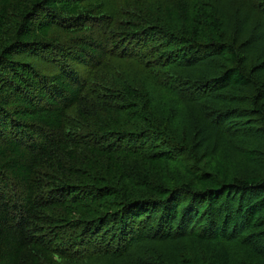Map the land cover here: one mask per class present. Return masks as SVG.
Here are the masks:
<instances>
[{"label": "trees", "instance_id": "obj_1", "mask_svg": "<svg viewBox=\"0 0 264 264\" xmlns=\"http://www.w3.org/2000/svg\"><path fill=\"white\" fill-rule=\"evenodd\" d=\"M112 1L0 0V264L178 237L179 264H264V144L220 126L246 106L264 132L263 54L242 66L203 0ZM209 59L211 77L172 73Z\"/></svg>", "mask_w": 264, "mask_h": 264}, {"label": "rangeland", "instance_id": "obj_2", "mask_svg": "<svg viewBox=\"0 0 264 264\" xmlns=\"http://www.w3.org/2000/svg\"><path fill=\"white\" fill-rule=\"evenodd\" d=\"M107 1H109L110 6L117 4L112 0ZM203 1L212 4L218 9L225 23L226 38L230 44L236 46L242 66L244 65L245 67V64L251 63L252 59L259 53L263 54L257 58V61L251 67H253V71H262V75L256 78L257 81L264 80V22L262 21L264 18V0ZM222 65H224L223 62L218 59H209L204 64L190 69H185L177 64H173L171 69L172 73L178 75V78L190 80L211 77L218 73ZM129 69L133 68L129 66ZM171 81L168 80L167 83L169 84ZM173 86L174 84L172 83L170 87ZM245 90L249 91V89ZM245 90H242L244 98ZM224 94L206 97V100L212 103L209 110H213L216 107L220 110V108L225 107L226 104L223 102L228 100ZM245 110L246 106H239L237 113L236 110H232L234 114H231V117L226 116L227 118L221 119L222 121L224 120V123L220 126L225 127V132L235 142L234 144L238 149L244 148L248 142L251 143L256 138L260 144H264L263 126L258 119L253 118L252 120L247 117ZM203 112L204 110L199 107L194 108L192 109V117L198 119V115ZM213 118L211 116V120ZM198 123H201V121ZM189 125L191 126V123ZM188 249L189 246L183 237L162 242L146 241V243L133 246L124 258L101 262V264H179L181 254ZM229 249L233 254L232 256L241 258L233 245H230Z\"/></svg>", "mask_w": 264, "mask_h": 264}]
</instances>
